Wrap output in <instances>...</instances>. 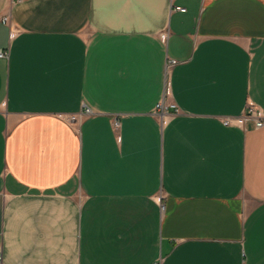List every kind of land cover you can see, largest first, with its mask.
Here are the masks:
<instances>
[{"label":"crops","instance_id":"crops-1","mask_svg":"<svg viewBox=\"0 0 264 264\" xmlns=\"http://www.w3.org/2000/svg\"><path fill=\"white\" fill-rule=\"evenodd\" d=\"M0 49V264H264V0H0Z\"/></svg>","mask_w":264,"mask_h":264},{"label":"built area","instance_id":"built-area-1","mask_svg":"<svg viewBox=\"0 0 264 264\" xmlns=\"http://www.w3.org/2000/svg\"><path fill=\"white\" fill-rule=\"evenodd\" d=\"M181 10H185V7H180ZM2 20L4 22H8L9 16L4 15L2 17ZM14 30L11 31L13 33ZM0 56H8V50L7 49H0ZM177 60L175 58H170L167 57L166 60V70L168 71L171 66L176 62ZM160 105V104H159ZM91 112V108L89 106H86L81 112H73L67 115V119L70 122L77 123L81 120L82 116L84 114H88ZM247 117H254L256 121L257 126H261L264 124V112L262 109L257 105L252 102H249L246 106V110L244 114L242 115V118H247ZM223 122L225 124H230L232 122L231 117L226 116L223 118ZM156 264H160V262H157Z\"/></svg>","mask_w":264,"mask_h":264}]
</instances>
